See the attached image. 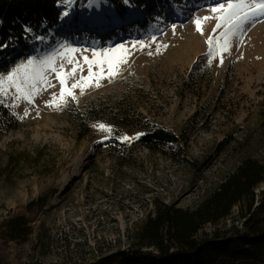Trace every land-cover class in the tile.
<instances>
[{"label":"rangeland","instance_id":"374dc122","mask_svg":"<svg viewBox=\"0 0 264 264\" xmlns=\"http://www.w3.org/2000/svg\"><path fill=\"white\" fill-rule=\"evenodd\" d=\"M103 1L89 6L88 0H77L69 17L60 14L46 35L34 36L28 49L13 51L0 67L6 74L28 57L41 59L69 46L78 49L75 56L84 65L78 76L87 77L83 57H91L93 49L116 47V56L123 51L120 45L131 51L113 78L100 77L94 68L92 79L100 86L85 81L83 94L72 90L75 100L49 103L54 93L59 97L61 86L46 66L42 75L55 87L37 83L32 102L14 99L15 88L0 95L18 117V126L0 136V223L20 214L33 219L26 242L0 237V264H87L127 249L155 204L192 210L243 158L264 162V19L233 36L229 51L209 56L208 37L222 29L213 33L212 19L202 24V34L194 21L211 15L217 0H149L147 5L123 0L122 13L105 0L111 7L106 6L104 20L119 22L105 34L83 15L100 12ZM57 5L62 13L63 5ZM135 13L143 15V23ZM65 23L71 28H63ZM61 63L72 67L57 56L56 66ZM204 65L200 75L196 70ZM125 94L144 116L176 133L184 131V144L150 151L136 132L127 135L129 146L102 144L108 133L98 124L77 138L68 107L111 103ZM40 197L46 200L41 210L27 209ZM240 211L234 206L221 223L202 231L241 228Z\"/></svg>","mask_w":264,"mask_h":264},{"label":"trees","instance_id":"16d2710c","mask_svg":"<svg viewBox=\"0 0 264 264\" xmlns=\"http://www.w3.org/2000/svg\"><path fill=\"white\" fill-rule=\"evenodd\" d=\"M120 13L123 0H107ZM149 0H129L135 5H147ZM58 0H0V67L7 56L18 49L26 50L36 35H46L60 17ZM30 28L31 32H26ZM203 58L202 56L199 60ZM198 62L194 64V67ZM205 65L196 70L201 75ZM68 121L75 127L77 138L88 135L95 124L113 128L108 138L117 144L131 145L119 137L131 132L150 151H162L170 144H184V131L176 133L139 112L125 94L111 103L100 102L66 109ZM190 123V122H189ZM18 126V117L9 104L0 103V136ZM115 159L122 163L121 156ZM262 186L259 191L256 189ZM46 200L38 198L27 204L41 210ZM239 206L241 228L215 227L203 232L205 225L217 226ZM33 219L23 214L13 215L0 223V237L24 243L32 233ZM87 264H264V162L243 158L216 188L192 210L168 204H155L137 230L131 247L118 250Z\"/></svg>","mask_w":264,"mask_h":264},{"label":"snow or ice","instance_id":"6c2138e0","mask_svg":"<svg viewBox=\"0 0 264 264\" xmlns=\"http://www.w3.org/2000/svg\"><path fill=\"white\" fill-rule=\"evenodd\" d=\"M63 5L64 9L61 13V19L69 17L77 0H58ZM89 6L98 4L99 0H88ZM128 3L129 0H124ZM211 15L204 17H197L195 19L196 28L203 34L202 24L214 19L216 21L215 27L212 29L213 33H216L218 29H222L218 35H209V56H216L222 52L229 51L231 38L239 35L245 31V26L250 23H255L258 20L264 19V0H217V2L209 9ZM174 27V26H173ZM26 32H31L30 28H25ZM35 39L42 40V37H35ZM155 40V38H153ZM141 46L143 47V43ZM6 47V45L0 44V48ZM119 50H123L119 56H116L118 48L104 49L100 52L95 49L92 50L91 57L84 56V64L88 67V76H78V73H82L84 65L80 63V60L76 58L75 53L78 49L69 46H61V49L54 54L46 55L41 59L36 57H28L16 65L10 72L6 74H0V95H10L8 89L15 88L16 95L14 99H27L32 102L33 94L36 92V84L43 83L47 87H55L51 84L43 75V68L46 66L52 72H54L55 79L60 84L59 97L54 93L51 103L57 101V99L64 101L66 97H70L75 100V94L73 89H80V93L83 94L85 88V81H89L87 86L99 87V79H92L93 69L95 68L100 77L107 75L109 78H113L119 74V68L121 65L128 62L127 56L131 55V51L124 48L123 45L118 46ZM67 58V63L72 67L65 69L64 63H61L58 67L55 64L56 57ZM32 69V72H29ZM69 81H72L69 84ZM7 85V87H5ZM3 103V101H0ZM59 106V105H57ZM96 127L104 132L112 133L113 128L110 125L100 123ZM143 133H138V136ZM108 137L105 136V139ZM125 141L129 139L127 136L119 137Z\"/></svg>","mask_w":264,"mask_h":264},{"label":"bare ground","instance_id":"6f19581e","mask_svg":"<svg viewBox=\"0 0 264 264\" xmlns=\"http://www.w3.org/2000/svg\"><path fill=\"white\" fill-rule=\"evenodd\" d=\"M102 1L103 0H100V2H102ZM103 2L105 3V5H104L105 8L102 6L103 8H101L100 12L98 10H96V9H93V11H92L94 13L95 12L97 13L95 15L94 21L90 20V17H92V12L86 11V12L83 13V15H84V18H85L86 21L92 22L91 24L96 25L97 28L99 29L100 33L105 34V32L110 30L111 28L113 29V28L118 27L119 26V22H116L115 25H113V24L112 25L111 24L108 25L106 23V20H104V16L107 13V7H111V6L105 0ZM134 15H135V18H134L135 20L139 21L140 23H143L144 19H143V15L142 14L135 13ZM131 17L132 16L130 15V16H128L127 19H131ZM65 24L66 25H63V28H71V26H69V23H65ZM74 28H76V27H74Z\"/></svg>","mask_w":264,"mask_h":264}]
</instances>
